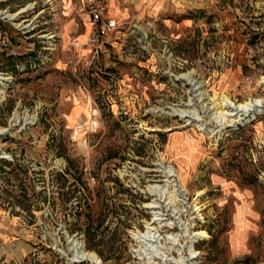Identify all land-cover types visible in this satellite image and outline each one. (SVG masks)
Returning a JSON list of instances; mask_svg holds the SVG:
<instances>
[{
    "label": "rangeland",
    "instance_id": "374dc122",
    "mask_svg": "<svg viewBox=\"0 0 264 264\" xmlns=\"http://www.w3.org/2000/svg\"><path fill=\"white\" fill-rule=\"evenodd\" d=\"M88 1L0 0V264H264V0Z\"/></svg>",
    "mask_w": 264,
    "mask_h": 264
},
{
    "label": "built area",
    "instance_id": "2783aa9c",
    "mask_svg": "<svg viewBox=\"0 0 264 264\" xmlns=\"http://www.w3.org/2000/svg\"><path fill=\"white\" fill-rule=\"evenodd\" d=\"M88 30L84 45L88 48L92 57L98 54L105 44L106 38L117 28L114 17L106 13V8L102 0H89L87 3ZM93 60H89L91 65Z\"/></svg>",
    "mask_w": 264,
    "mask_h": 264
},
{
    "label": "bare ground",
    "instance_id": "6f19581e",
    "mask_svg": "<svg viewBox=\"0 0 264 264\" xmlns=\"http://www.w3.org/2000/svg\"><path fill=\"white\" fill-rule=\"evenodd\" d=\"M261 107V103L260 101H257V102H250V103H244V104H233L232 102H229V101H226V104H225V108L228 109V111L226 112H223L221 114V116L225 119L227 116H233V115H237V114H241V113H248L249 111H252L253 109H256V110H259V108ZM170 173V172H169ZM172 177V175L170 176ZM159 189V188H158ZM151 190H155V188H152ZM150 231H154V230H150ZM148 234H151V235H155L156 233L152 234V232H148ZM206 233H200V234H196L194 237L191 238L192 240V245H191V253L192 255L195 254V251H194V248H193V242L195 241V237H206ZM81 256L80 257H77L78 259H87V260H90L91 262H93L94 264H100V260L93 254H89V253H86V252H82V251H79V253Z\"/></svg>",
    "mask_w": 264,
    "mask_h": 264
}]
</instances>
